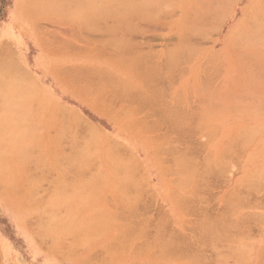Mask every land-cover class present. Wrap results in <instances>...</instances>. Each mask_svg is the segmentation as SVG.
Instances as JSON below:
<instances>
[{
	"label": "rangeland",
	"instance_id": "1",
	"mask_svg": "<svg viewBox=\"0 0 264 264\" xmlns=\"http://www.w3.org/2000/svg\"><path fill=\"white\" fill-rule=\"evenodd\" d=\"M133 1L91 26L49 7L61 0H0L1 90L24 114L44 96L62 129L5 180L31 205L90 185L108 223L45 249L39 216L18 220L0 180V264H264V0ZM225 43L231 72L209 57Z\"/></svg>",
	"mask_w": 264,
	"mask_h": 264
},
{
	"label": "bare ground",
	"instance_id": "2",
	"mask_svg": "<svg viewBox=\"0 0 264 264\" xmlns=\"http://www.w3.org/2000/svg\"><path fill=\"white\" fill-rule=\"evenodd\" d=\"M54 2L56 1H60V0H53ZM52 0H50V2H53ZM53 2V4H54ZM258 2V1H254ZM253 3V2H252ZM57 4V2H56ZM134 1L133 0H61L60 4L58 3L57 5H49V7L52 8H61L63 10H69V9H73L75 11H78L83 20L87 23L93 21L97 16L101 15H105L107 13L111 14L112 11L114 10H122L124 8H130L134 7ZM147 3H144L141 8H149L146 7ZM149 4V3H148ZM256 4V3H255ZM254 4V6H255ZM161 6L160 2H158V6ZM150 6V5H149ZM155 6V5H154ZM157 7V6H155ZM263 8V7H262ZM261 8V9H262ZM129 9V10H130ZM39 10V9H38ZM58 10V9H57ZM251 10V9H250ZM250 10H248L250 12ZM212 11V10H211ZM211 11L209 14H211ZM257 11V10H256ZM46 12V11H45ZM115 12V11H114ZM214 12V11H213ZM212 12V14H213ZM69 13V12H68ZM113 13V12H112ZM108 14V15H109ZM157 14V12H153L152 13ZM151 14V15H152ZM249 14V13H248ZM247 14V15H248ZM258 14V13H257ZM67 15V14H65ZM152 15V16H153ZM205 17V14H203ZM203 15L201 14L202 18ZM208 15V14H206ZM255 15V13H254ZM263 16V14H261ZM261 15H259L261 17ZM72 16V15H70ZM151 16V17H152ZM246 16V15H245ZM250 16V15H249ZM252 16V15H251ZM258 16V15H257ZM74 17V16H72ZM78 17V16H77ZM155 17V16H154ZM200 18V19H202ZM255 18V17H254ZM199 19V21H200ZM126 20V19H125ZM203 20V19H202ZM201 20V21H202ZM196 21V20H195ZM200 25L202 24L201 22H199ZM245 21V20H244ZM84 22V23H85ZM83 23V21H82ZM86 23V24H87ZM246 23V21H245ZM94 25V24H93ZM259 25V24H258ZM91 26H92V22H91ZM89 26V27H91ZM203 27V25H201ZM85 27V26H84ZM88 27V26H87ZM255 27V26H254ZM263 28V27H262ZM238 29V28H237ZM236 29V30H237ZM231 31V30H230ZM205 32V31H204ZM233 33V32H232ZM236 34V33H235ZM234 36V35H233ZM122 37V36H121ZM227 37V36H226ZM238 40V39H236ZM230 42V41H229ZM239 42V41H237ZM243 42V41H242ZM246 43V42H245ZM118 44V43H117ZM232 45V44H231ZM231 45L229 47H231ZM125 46V45H124ZM258 46V45H256ZM95 47V46H94ZM131 47V44H130ZM235 47V46H234ZM233 47V48H234ZM128 48V47H127ZM135 48V46H134ZM238 48V47H236ZM130 49V48H129ZM264 49V48H263ZM87 50V49H85ZM124 50V47H123ZM238 50V49H237ZM257 50V49H256ZM260 50V49H259ZM258 50V51H259ZM121 51V50H120ZM261 51V50H260ZM259 51V52H260ZM123 52V51H121ZM120 53V52H118ZM136 52H134L133 54H135ZM258 53V52H257ZM261 53V52H260ZM264 53V52H263ZM262 53V54H263ZM100 54V53H99ZM122 54V53H121ZM119 54V55H121ZM229 54V50H228V44H224L223 48L221 49V51L217 52V53H209V57L214 56L217 57V59H221L222 62V68L225 72H231L234 70V65H230L229 62L227 61V59H230ZM235 54V53H234ZM241 54V53H240ZM257 55V54H256ZM235 56V55H234ZM241 56V55H240ZM255 56V55H254ZM122 57V55H121ZM233 57V56H232ZM257 57V56H256ZM120 58V56H119ZM118 58V59H119ZM213 58V57H212ZM121 59V58H120ZM123 59V58H122ZM233 59V58H232ZM244 59V58H241ZM240 59V62H242ZM135 60V59H134ZM139 60V59H138ZM234 61H239V58L237 56V59H233ZM130 61V60H129ZM128 61V62H129ZM133 61V60H132ZM141 61V60H140ZM145 61V60H144ZM237 61V62H238ZM126 62V61H125ZM136 62V61H135ZM133 62V63H135ZM154 62V60L152 61ZM127 63V62H126ZM138 63V62H137ZM144 63V62H143ZM147 63V62H146ZM145 63V64H146ZM13 64V62L11 63ZM139 64V63H138ZM138 66L139 68V65ZM144 64V66H145ZM236 64V63H235ZM1 65V63H0ZM140 65H142L140 63ZM158 66L161 64H157ZM206 68L208 65L204 64ZM215 65V64H214ZM211 65V66H214ZM238 65V64H237ZM147 66V65H146ZM203 66V65H201ZM13 67V66H12ZM132 68V67H131ZM203 68V67H201ZM147 69V68H146ZM159 69V68H158ZM209 69V68H208ZM206 69V70H208ZM240 70V69H239ZM145 71V70H144ZM154 71V70H153ZM152 71V72H153ZM156 71V70H155ZM154 71V72H155ZM216 71V69H215ZM215 71H212L215 72ZM219 71V68H218ZM148 73V71H147ZM217 73V71L215 72ZM24 74V73H23ZM5 75V74H4ZM2 74V72H0V90L2 89V87L4 88V85L10 86V82L8 81V76L2 77L4 76ZM16 75V74H15ZM14 75V76H15ZM136 75V74H135ZM149 75V74H148ZM154 75V74H152ZM158 75V73L156 74ZM160 75V74H159ZM163 74H161L162 76ZM12 76V75H10ZM12 76V77H14ZM17 76V75H16ZM21 76V75H19ZM137 76V75H136ZM139 76V75H138ZM147 76V75H146ZM66 77V76H65ZM79 77V76H78ZM77 78V77H76ZM20 79V77H19ZM10 80V79H9ZM15 80V79H13ZM81 80V79H80ZM141 80V79H140ZM146 80V79H145ZM11 81V80H10ZM148 81V80H147ZM202 81V80H201ZM201 81H199L201 83ZM9 82V83H8ZM18 82H22V81H18ZM7 83V84H6ZM12 84V81H11ZM3 85V86H2ZM19 86L21 84H18ZM17 85H13V90H16L18 92L15 91V94L19 93L20 91L23 93L24 91H22V89L17 90L18 87H16ZM102 86V85H101ZM103 87V86H102ZM16 88V89H15ZM25 88V87H24ZM7 89V87H6ZM5 89V90H6ZM7 89V96H5L4 91H0V180L2 182V190L1 191V196L2 195H6V199H3L4 201H9L8 198H15L12 201V207L10 208L14 214H16L17 219L20 220L22 219V217L27 216L28 213L30 211H34L36 212V214L39 216L40 220L42 221L38 231L34 232V235L36 236L37 239H39L43 245V247L46 249L47 247H53L55 245H58L61 240L66 236V235H74L75 238L78 240V242H82V243H86V241L89 238L94 239L93 237L97 235L98 231L102 228L108 225L107 221H106V214L105 212H103V210H101V208H99V206L96 204V202L94 201V195L95 193L91 191L90 189V185H87L86 187L83 186H77L78 182H76L77 184L73 183L74 186L72 187L71 185V189L72 192L68 193L64 190H61L60 192L58 191V197H55L52 200L46 201L44 203H36L34 205L29 204L27 199H24L23 195L21 193H19L21 189V186L23 185L22 182V177H20V182H16L17 177H15V172L16 174L18 171L16 170V165L17 163H21L23 164V162H26V159H30L31 157H34L33 154L35 149H37L36 151L38 152V155L40 156L41 154H39V150L42 148V146L44 148H47L46 151H48L49 149H53L54 148V141L56 140V137L59 135V133L62 132L61 129V123H60V116L55 113L54 110L55 108L53 107V110H50L47 106H45V103H47V99L42 98V100L45 102H42V100H40V96L39 99L37 101V99L35 100L37 103V105L33 108V112H31L29 114V111H27L26 114L21 113L20 109L18 107L21 108V106L26 105V103L24 102V98L23 97H19L20 93L18 94V99L21 98L23 99L22 104H20V106H16V101L18 99H15V101L13 100L16 96H13V92L12 95H9ZM24 90V89H23ZM155 90V89H154ZM153 90V91H154ZM157 90V89H156ZM27 91V90H26ZM36 91V90H35ZM3 92V94L1 93ZM9 92H11V90H9ZM37 92V91H36ZM35 92V93H36ZM157 92V91H156ZM155 92V93H156ZM201 93V91H199ZM38 93V92H37ZM40 94V92H39ZM26 95H29L28 93ZM34 93L33 95L30 94V97L33 96L34 97ZM41 95V94H40ZM200 95V94H199ZM36 96V95H35ZM156 96V95H154ZM29 97V96H28ZM38 97V95H37ZM36 97V98H37ZM131 97V96H130ZM26 98V97H25ZM203 98V96H202ZM27 100H31L32 98H26ZM34 99L32 102H29L28 104H32L34 102ZM20 101V100H19ZM26 101V100H25ZM199 101V100H198ZM16 102V103H15ZM33 103V105L36 104ZM202 102V101H201ZM153 103V102H152ZM28 108H30L32 105H30V107L28 106ZM53 105V104H52ZM55 105V104H54ZM202 105V103H201ZM47 107V108H46ZM32 109V107H31ZM26 110V109H24ZM61 111V110H60ZM23 112V110H22ZM57 112V111H56ZM133 112V111H132ZM21 113V114H20ZM28 121V123L25 121L26 119ZM34 120V122L31 124V121L29 120ZM160 119V118H159ZM175 119V118H174ZM180 120V119H179ZM27 123H25V122ZM184 121V120H183ZM181 122V120H180ZM30 123V124H29ZM36 125L39 127V130H43V134L41 132H37V128ZM60 126V127H59ZM35 129V130H34ZM161 129V128H160ZM173 130V129H172ZM39 133V135H38ZM41 133V134H40ZM35 134V136L33 135ZM180 134V132H179ZM180 137V136H179ZM52 144V146H50ZM109 146V145H108ZM49 147V148H48ZM42 148V149H44ZM110 148V146H109ZM109 148H107L109 150ZM172 148V147H171ZM181 148V147H180ZM170 149V148H169ZM50 151V150H49ZM89 151H92V146L91 144L80 150L78 152V156H80V158H76V154H74V160L70 159L72 162H75V164H77L78 169L80 166H82L84 164V162H86L89 159V155L85 156ZM167 151V150H166ZM33 152V153H32ZM113 152V151H112ZM77 153V151H76ZM111 154L108 151V155ZM33 155V156H30ZM85 156V157H84ZM42 157V155H41ZM40 157L41 162H44V160H42L43 158ZM73 157V156H72ZM182 157V156H181ZM50 158V157H49ZM51 159V158H50ZM29 161V160H28ZM117 162V161H116ZM115 162V163H116ZM16 163V165H15ZM11 165V167H13L12 165H15V172L13 175V178L15 179L16 184H13L12 182L14 181H6L5 177L8 176L9 173L13 172V168L8 171L7 166ZM193 165V164H192ZM20 167H22L21 165H18ZM54 166V163H53ZM112 166V165H111ZM117 166V165H116ZM130 166V165H128ZM187 166V165H186ZM10 167V166H9ZM8 167V168H9ZM18 167V168H20ZM115 167V166H114ZM190 168V167H189ZM194 168V167H193ZM186 169V168H184ZM184 169H183V173H184ZM195 169V168H194ZM81 170V167H80ZM132 170V169H131ZM193 170V169H192ZM194 171V170H193ZM208 171V170H207ZM188 172V171H187ZM191 172V171H190ZM181 173V171H180ZM13 174V173H12ZM191 174V173H190ZM194 174V173H193ZM192 174V175H193ZM118 175V174H117ZM127 175V174H126ZM10 176V175H9ZM191 176V175H190ZM189 176V177H190ZM199 176V175H198ZM11 178V176H10ZM81 178V177H80ZM199 178V177H198ZM81 180V179H80ZM18 181V180H17ZM83 181V180H82ZM136 181V180H135ZM14 182V183H15ZM204 183V182H203ZM61 184V182H60ZM136 184V183H134ZM1 185V184H0ZM56 185V184H55ZM58 185V184H57ZM65 185V184H63ZM133 185V184H132ZM62 186V185H61ZM68 186V185H67ZM136 186V185H135ZM57 188V187H56ZM205 190V189H204ZM128 192V191H127ZM249 193V192H248ZM249 195V194H248ZM8 196V197H7ZM247 196V195H246ZM129 197V196H128ZM206 197V196H205ZM17 198V199H16ZM207 198V197H206ZM225 198V197H224ZM235 198V197H234ZM239 198V197H238ZM241 198V197H240ZM132 199V198H131ZM232 199V197H231ZM191 200V199H190ZM193 200V199H192ZM202 200V199H201ZM204 200V199H203ZM234 200V199H233ZM232 200V201H233ZM235 200L237 201L238 199L235 198ZM194 201V200H193ZM224 201V200H223ZM132 202V201H131ZM3 203V202H2ZM8 204V203H6ZM130 204V203H129ZM204 204V203H203ZM131 205V204H130ZM135 206V205H134ZM137 206V205H136ZM201 206V205H200ZM204 206V205H203ZM206 207V206H205ZM61 208H66L67 212H65L66 214L61 215L59 214V210H62ZM135 208V207H134ZM226 208V207H225ZM213 209V208H212ZM211 210V209H210ZM201 212H203L202 210H200ZM206 211V210H204ZM213 211V210H212ZM114 212V211H113ZM122 212V211H121ZM187 212V211H186ZM192 212V211H191ZM197 212V211H196ZM61 213V212H60ZM112 213V212H111ZM110 212L108 214H111ZM225 213V212H224ZM63 214V213H62ZM145 214V213H144ZM210 214V213H208ZM212 214V213H211ZM108 218L112 219L111 217L107 216ZM114 218V217H113ZM249 218V217H248ZM124 219V218H123ZM244 219V218H243ZM251 219V217H250ZM249 219V220H250ZM140 220V219H139ZM228 220V219H227ZM248 220V221H249ZM245 221V220H244ZM243 221V223H245ZM18 222V221H17ZM19 223V222H18ZM164 223V222H163ZM242 223V225H243ZM248 223V222H247ZM250 223V222H249ZM20 225V224H19ZM146 225V224H145ZM199 225V223H198ZM205 225V224H204ZM155 226V225H154ZM197 226V225H196ZM208 226V225H207ZM214 226V225H213ZM128 227V226H127ZM145 227V226H144ZM216 227V226H215ZM221 227V226H219ZM242 228V226H240ZM239 227V228H240ZM124 228V227H123ZM136 228V227H135ZM201 228V227H200ZM222 229V228H221ZM229 229V227H228ZM133 230V229H132ZM135 230V229H134ZM124 231V230H123ZM150 231V230H149ZM215 231V230H214ZM199 232V231H198ZM36 233V234H35ZM201 233V232H200ZM216 233V232H214ZM212 234V233H211ZM196 235V233L194 234ZM204 235V233H203ZM33 236V235H32ZM200 236V235H199ZM35 238V237H34ZM157 238V237H156ZM201 238V237H200ZM162 239V238H161ZM199 239V237H198ZM203 239V238H202ZM165 240V238H164ZM120 241V240H119ZM170 241V240H169ZM162 242V240L160 241V243ZM159 243V242H158ZM156 244V243H155ZM166 246V245H165ZM164 246V247H165ZM173 246V245H172ZM185 248V247H184ZM200 248V246H199ZM40 250V249H39ZM166 250V249H165ZM195 250V249H193ZM164 251V250H163ZM199 253V252H198ZM197 253V254H198ZM166 254V253H165ZM168 254V253H167ZM184 254V253H183ZM194 254V253H193ZM200 254V253H199ZM168 256V255H167ZM176 256V255H175ZM176 259V258H174ZM206 261V260H205ZM200 264V262H199ZM202 264V263H201Z\"/></svg>",
	"mask_w": 264,
	"mask_h": 264
}]
</instances>
